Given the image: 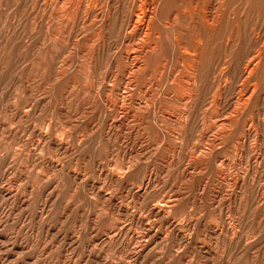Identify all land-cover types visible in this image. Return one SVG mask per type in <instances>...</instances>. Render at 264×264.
I'll use <instances>...</instances> for the list:
<instances>
[{
    "label": "rangeland",
    "instance_id": "rangeland-1",
    "mask_svg": "<svg viewBox=\"0 0 264 264\" xmlns=\"http://www.w3.org/2000/svg\"><path fill=\"white\" fill-rule=\"evenodd\" d=\"M0 264H264V0H0Z\"/></svg>",
    "mask_w": 264,
    "mask_h": 264
},
{
    "label": "bare ground",
    "instance_id": "bare-ground-1",
    "mask_svg": "<svg viewBox=\"0 0 264 264\" xmlns=\"http://www.w3.org/2000/svg\"><path fill=\"white\" fill-rule=\"evenodd\" d=\"M97 1L99 2L100 0H97ZM151 1H152V0H151ZM155 1H156V0H155ZM74 2H75V1H74ZM86 2H87V1H86ZM88 2H89V1H88ZM93 2H94V1H93ZM108 2H109V1H108ZM108 2H107V3H108ZM143 2H145V1H143ZM90 3H91V2H90ZM90 3H89V4H90ZM95 3H96V1H95L93 4H95ZM102 3H103V2H102ZM155 3H156V2H155ZM69 4H70V3H69ZM71 4H72V3H71ZM99 4H100V3H99ZM106 5H107V4H106ZM154 5H155V4H154ZM78 6H79V5H78ZM91 6H92V3H91ZM70 7H71V5H70ZM82 7H83V6H82ZM106 8H107V7L105 6V9H106ZM68 9H69V7H68ZM77 9L79 10V8H77ZM151 9H152V8H151ZM139 10H140V9H139ZM152 10H153V9H152ZM76 11H77V10H76ZM142 11H143V10H142ZM149 11H150V10H149ZM149 11H148V12H149ZM150 13H153V12L150 11ZM153 14H154V13H153ZM151 15H152V14H151ZM151 17H152V16H151ZM151 17H150V18H151ZM136 18L139 19V17H137V16H136ZM145 18H146V17H145ZM145 18H144V19H145ZM148 18H149V17H148ZM148 18H146V19H148ZM150 18H149V19H150ZM138 21H139V20H138ZM138 21H137V22H138ZM145 21H146V20H145ZM147 21H148V20H147ZM149 21H151V20H149ZM137 22H135V25H136ZM141 22H142V21L140 20V24H141ZM206 22H209V21H206ZM146 23H147V22H146ZM137 24H138V23H137ZM143 24H144V23H143ZM143 24H142V25H143ZM147 24H148V23H147ZM147 24H146V25H147ZM142 25H141V26H142ZM207 25H208V24H207ZM138 26L140 27V25H138ZM148 26H150V25L148 24ZM151 26H152V25H151ZM145 28H147V27H145ZM148 28H149V27H148ZM148 28H147L146 30H148ZM136 29H137V27H136ZM142 29H143V28H142ZM142 29H141V30H142ZM150 29H151V27H150ZM137 31H139V30H137ZM144 33H145V32H144ZM150 34H151V33H150ZM141 35H143V34H141ZM145 36H147V33H146ZM148 36H150V35L148 34ZM148 36H147V37H148ZM140 37H141V36H140ZM142 37H144V36H142ZM142 39H143V38H142ZM188 63H189V62H187V64H188ZM195 63H196V61H195ZM190 65H191V64H190ZM194 67H195V66H194ZM191 69H192V68H191ZM194 82H195V80H194ZM190 86H191V85H190ZM190 86H189V87H190ZM184 92H185V91H184ZM187 94H188V93H187ZM191 95H192V94H191ZM186 97L188 98V96H186Z\"/></svg>",
    "mask_w": 264,
    "mask_h": 264
}]
</instances>
